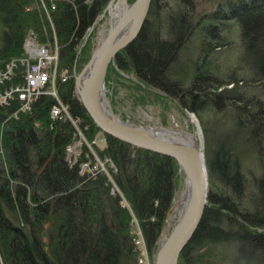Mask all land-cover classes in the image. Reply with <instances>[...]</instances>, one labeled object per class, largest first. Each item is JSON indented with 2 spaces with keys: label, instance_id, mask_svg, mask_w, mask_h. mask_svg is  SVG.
Returning <instances> with one entry per match:
<instances>
[{
  "label": "trees",
  "instance_id": "1",
  "mask_svg": "<svg viewBox=\"0 0 264 264\" xmlns=\"http://www.w3.org/2000/svg\"><path fill=\"white\" fill-rule=\"evenodd\" d=\"M109 1L0 0V72L12 70L0 77V264H139V237L151 263L180 186L179 165L103 132L98 146L101 130L74 84L95 47L92 33L85 37ZM31 34L57 52L56 95L48 85L23 108L12 88L26 84L20 59ZM234 35L230 67L219 54ZM189 47L196 56L182 66ZM114 67L203 125L211 189L178 264H264V0H151L140 33L114 57L105 81ZM58 101L65 111L53 117ZM78 131L85 140L69 161ZM94 154L110 164L82 173Z\"/></svg>",
  "mask_w": 264,
  "mask_h": 264
},
{
  "label": "water",
  "instance_id": "2",
  "mask_svg": "<svg viewBox=\"0 0 264 264\" xmlns=\"http://www.w3.org/2000/svg\"><path fill=\"white\" fill-rule=\"evenodd\" d=\"M121 2L120 8L118 5ZM151 0H110L106 10L109 28L105 37L91 53L89 60L75 76L78 98L97 127L112 137L132 146L174 158L184 173L185 204L168 235L158 241L152 264H178L179 256L190 242L199 225L207 196V172L202 139L181 140L165 137L158 129L142 127L116 115L105 97V76L108 65L119 51L139 34L145 22ZM117 10L115 18L111 13ZM103 16L101 14L95 21ZM94 23V24H95ZM157 91V90H156ZM107 102V103H106ZM106 103V104H104ZM169 132V130H168Z\"/></svg>",
  "mask_w": 264,
  "mask_h": 264
},
{
  "label": "rangeland",
  "instance_id": "3",
  "mask_svg": "<svg viewBox=\"0 0 264 264\" xmlns=\"http://www.w3.org/2000/svg\"><path fill=\"white\" fill-rule=\"evenodd\" d=\"M127 2L129 4L132 3V2H129L128 0ZM108 28H109V14H108V11L105 9V14L103 13V16L98 20V22H96L90 28L85 39L90 37V34L92 33L93 42L95 43V47H96L98 43L105 37L108 31ZM235 36L236 35L232 37L228 49L219 54L221 58L222 57L225 58V60H223V63L226 66H230V67L234 66V62L236 60L237 53H238V48H237L238 39ZM35 41H36L35 36L32 34L29 35V37L26 39L24 43L25 53L27 54L26 58L23 57L20 59V61L21 62L26 61V63L30 62V63H34V65H38L39 61L37 60V58H32V57H40L41 58L40 60L43 62L42 65L46 63V65L49 66V67H44L42 69L43 71L47 72L50 77L49 82L47 84V87L48 85L49 87L46 90L47 92H50V93L52 92L56 94L53 84H54V79L56 78L57 52H52L50 51L48 47L44 45H38ZM196 53H197V50L194 49L193 47L186 48L184 50V59L181 62V65L182 66L191 65L190 61L196 56L195 55ZM30 55L32 57H30ZM114 68H115L114 71L116 73L112 71L109 80L105 81L104 92H105L106 99L109 100L111 108L116 115L120 116L124 120L132 121L135 124L142 126V127H152L155 129H164V130H167V132L169 130V132L171 133H165V137L170 136L176 139L184 140L183 137L181 136L178 137L176 132L186 131L191 134L200 133L201 136H198V140H200V138L202 139V146L204 148V133H203V128H202L203 125H202L201 120L195 113L190 112L188 110H184L183 108H180L174 100L163 95V93L157 89H152V90L150 88L139 89L134 84L135 81L131 80L128 74H126L124 71L118 70V68L116 67ZM0 73H1L0 74L1 78L7 79L9 78V75L12 73V70L6 69L5 71H1ZM24 87L25 85L14 87L12 88V93L17 92L19 99H21L23 102L24 101L26 102V104L23 105V108H27L28 107L27 101L29 103V99L31 97L28 99H24L23 97L20 96L21 90H24L23 89ZM150 91L159 93L161 95L160 96L151 95ZM62 111L63 110L61 109L59 105V101H58V105L55 108L54 106L52 107L50 114L51 116L54 117V116L59 115ZM218 130L221 132H231V129H228L226 126H220ZM103 133L102 131L99 132L96 135L95 140H94V142H96V144L100 147H103L105 145V137ZM80 134L81 133H79V135ZM84 140L85 139L84 137H82V134H81L78 140H76L74 143L70 144L66 148L67 159H69V161H72L77 156H79L80 146L82 144L81 141H84ZM204 154H205V151H204ZM94 157H95L94 161L97 163L96 165L98 166L103 165L104 168L106 169V165L108 164H105V163L110 164L108 160H105V161L100 160L96 155ZM84 162L85 163H83L81 166L82 173H84L90 167L92 168L91 165H93L88 160ZM205 162H206V156H205ZM93 167H95V164ZM207 171H208V168H207ZM209 183H210V179H209ZM185 190L186 188H185V182H184V175L182 173V177L180 180V186L178 190L176 191V194L173 200V205H172L171 210L169 211L161 239L164 237V235H167L169 233L170 229L172 228L175 220L177 219L180 211L182 210L185 204V198H186V195L184 196ZM137 239H140V237ZM139 251H140V255H139L140 259L138 260L139 264H147L146 262L147 260L145 259V254H146L145 249L142 248L141 250L139 249ZM153 255L151 257V263L149 264H152ZM149 258L150 256L148 254V259Z\"/></svg>",
  "mask_w": 264,
  "mask_h": 264
},
{
  "label": "built area",
  "instance_id": "4",
  "mask_svg": "<svg viewBox=\"0 0 264 264\" xmlns=\"http://www.w3.org/2000/svg\"><path fill=\"white\" fill-rule=\"evenodd\" d=\"M30 57L32 56L30 55ZM32 58H37L39 63L38 65H34V63H30V62L27 63L28 64L27 69H26L27 74L25 77L26 84H25V87L23 88L24 90H21V93H20V96L23 97L24 99H28L32 97L34 94L43 91L46 88L49 82V78H50L49 74L42 70L44 67H49V66L46 65V63L42 65L43 62L40 60L41 59L40 57H32ZM51 94L56 95L52 92ZM60 107L63 111H65V107L63 105L60 104Z\"/></svg>",
  "mask_w": 264,
  "mask_h": 264
},
{
  "label": "bare ground",
  "instance_id": "5",
  "mask_svg": "<svg viewBox=\"0 0 264 264\" xmlns=\"http://www.w3.org/2000/svg\"><path fill=\"white\" fill-rule=\"evenodd\" d=\"M150 5H151V3H150ZM118 8H120V6H121V2L118 4V5H116ZM150 8V7H149ZM149 11V10H148ZM148 14V13H147ZM111 15H112V17L113 18H115L116 17V15H117V10L115 11V10H113V12L111 13ZM147 17V16H146ZM146 20V19H145ZM140 33V32H139ZM26 77V76H25ZM105 89V88H104ZM107 103V102H106ZM106 103H104V104H106ZM194 121V120H193ZM158 132L157 133H159V134H162V133H164V131H161V130H157ZM79 132V131H78ZM79 133H81V132H79ZM165 133H171V132H165ZM176 134L178 135V137L179 136H181V137H183L184 138V140H194V139H198V136H201V134L200 133H198V134H191V133H188V132H186V131H178V132H176ZM81 135V134H80ZM182 138V139H183ZM127 143V142H126ZM96 162H95V167H96ZM98 166V165H97ZM99 167L100 168H103L104 169V166L103 165H99ZM206 167V166H205ZM91 168V167H90ZM180 168V167H179ZM207 168V167H206ZM91 169H93V166H92V168ZM181 170V169H180ZM181 172L183 173V171L181 170ZM206 172H207V169H206ZM105 173H107V170H106V172ZM183 175H184V173H183ZM206 175H208V172H207V174ZM207 196L209 195V191H210V187H209V175L207 176ZM186 191V190H185ZM184 191V196L186 195V192ZM207 202H208V198H207V200H206V203H205V207H206V205H207ZM204 211H205V208H204ZM204 211H203V214H204ZM203 216V215H202ZM202 219V218H201ZM199 226V225H198ZM198 226H197V228H198ZM197 228H196V230H197ZM195 234V233H194ZM168 235V234H167ZM167 235H164L165 237L167 236ZM191 241V240H190ZM135 245L137 246V248L138 249H142V248H144L145 249V251H146V248H145V245H144V240L142 239V238H140V239H136V241H135ZM157 247H158V245H157ZM156 250H157V248H156ZM156 250L154 251V255H155V253H156ZM154 255H153V258H154ZM180 257V256H179ZM140 259V258H139ZM142 259H143V257H142ZM145 259L147 260L146 262H147V264H149V259H148V252L146 251V254H145ZM179 261V260H178Z\"/></svg>",
  "mask_w": 264,
  "mask_h": 264
}]
</instances>
